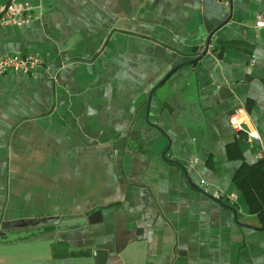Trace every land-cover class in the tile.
<instances>
[{
	"label": "crops",
	"instance_id": "obj_1",
	"mask_svg": "<svg viewBox=\"0 0 264 264\" xmlns=\"http://www.w3.org/2000/svg\"><path fill=\"white\" fill-rule=\"evenodd\" d=\"M29 1L0 30L43 60L0 77V264H264V0Z\"/></svg>",
	"mask_w": 264,
	"mask_h": 264
},
{
	"label": "built area",
	"instance_id": "obj_2",
	"mask_svg": "<svg viewBox=\"0 0 264 264\" xmlns=\"http://www.w3.org/2000/svg\"><path fill=\"white\" fill-rule=\"evenodd\" d=\"M32 9L33 6L29 0H15L9 5L5 14L0 19V30L7 26L23 27L29 24L31 22L30 13ZM256 26L259 28L264 27V18L257 20ZM42 63L43 60L37 55H6L0 57V77L6 76L9 73L31 74ZM230 124L236 132L245 134L250 141L260 140L258 130L253 125L250 115L243 107L234 110L230 116ZM257 157L259 159L264 158L263 149L257 154ZM201 184L204 185V192L208 194L210 192L208 183L202 181ZM212 194L214 198H220L218 192H213ZM229 200L235 202L237 198L235 195H231L229 196Z\"/></svg>",
	"mask_w": 264,
	"mask_h": 264
},
{
	"label": "water",
	"instance_id": "obj_3",
	"mask_svg": "<svg viewBox=\"0 0 264 264\" xmlns=\"http://www.w3.org/2000/svg\"><path fill=\"white\" fill-rule=\"evenodd\" d=\"M15 0H9L8 2H7V4L5 5V7L3 8V10L0 12V19L3 17V15L5 14V12H6V10H7V8L9 7V5L10 4H12L13 2H14ZM208 48L209 47H205V51H207L208 50ZM204 54V53H203ZM202 54V55H203ZM41 221H44V220H41ZM12 226H14V225H12ZM10 224H3V226H1V228L3 229V230H7V229H10L11 227H12Z\"/></svg>",
	"mask_w": 264,
	"mask_h": 264
}]
</instances>
